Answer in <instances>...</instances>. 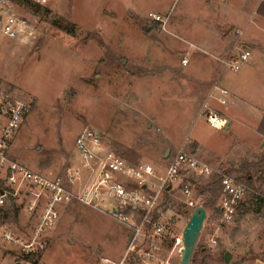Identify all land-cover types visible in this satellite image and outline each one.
I'll return each mask as SVG.
<instances>
[{
	"label": "rangeland",
	"instance_id": "obj_1",
	"mask_svg": "<svg viewBox=\"0 0 264 264\" xmlns=\"http://www.w3.org/2000/svg\"><path fill=\"white\" fill-rule=\"evenodd\" d=\"M30 1L14 0L13 7L33 25L36 39L0 38V83L31 108L10 148L12 159L61 181L77 196L93 181L76 148L85 129L100 134L128 164L152 166L159 175L175 154L196 152L194 141L212 153L229 147L231 157L213 164L216 177L198 185L194 208L180 191L164 200L163 213L175 222L157 258L173 255L181 262L175 242L194 210L203 207L207 218L191 264H226V253L229 264L264 262V143L242 124L216 131L205 116L198 117L214 82L247 102L264 96V31L259 28L264 0ZM237 31L250 46L251 58L233 72L224 70L220 59L235 46ZM238 139L253 147L239 148ZM222 176L248 188L229 223L223 221L215 184ZM30 200L22 197L7 209L0 231L33 237L42 210L30 213ZM99 209L75 200L58 208L54 228L42 237L43 251L26 263L0 233V264L118 263L131 229Z\"/></svg>",
	"mask_w": 264,
	"mask_h": 264
},
{
	"label": "built area",
	"instance_id": "obj_2",
	"mask_svg": "<svg viewBox=\"0 0 264 264\" xmlns=\"http://www.w3.org/2000/svg\"><path fill=\"white\" fill-rule=\"evenodd\" d=\"M13 3L14 0H0V38L19 43L33 42L36 39L33 25L16 14ZM38 3L44 4L46 0H39ZM150 17L155 22L164 23L159 16ZM236 34L238 40L235 46L220 61L224 70L233 72H238L251 58V50L242 41V33L237 31ZM187 63L188 60L183 61L184 66ZM231 97L229 90L216 85L209 101L226 107ZM30 110L28 104L13 97L0 83V219L4 220L7 209L22 197L31 199L28 204L30 213L42 210L40 222L31 239L24 240L10 231L1 230L2 240L18 248L26 259L25 263L28 262L29 257L43 251L42 237L54 228L59 216L58 208L75 200L93 208L100 206L99 211L103 210L104 215L131 229L132 237L126 253L116 264H180L173 259V255L165 260L157 258L167 241L168 230L175 222L174 218L164 215L162 204L166 196L180 191L185 204L194 208L193 195L198 185L212 180L218 172L195 159L191 153L181 151L170 159L165 173L159 175L152 166L128 164L104 143L100 134L85 129L77 138L76 148L81 165L91 172L93 181L74 196L61 181H50L40 176L18 164L9 154ZM201 116L206 117L213 129L225 130L229 126L227 118L219 115L209 102L203 107ZM122 179L131 185L127 187ZM219 189V209L223 221L229 223L244 203L248 188L229 176H222ZM177 247L176 255L181 257L182 238L176 240ZM103 264L113 263L104 261Z\"/></svg>",
	"mask_w": 264,
	"mask_h": 264
},
{
	"label": "crops",
	"instance_id": "obj_3",
	"mask_svg": "<svg viewBox=\"0 0 264 264\" xmlns=\"http://www.w3.org/2000/svg\"><path fill=\"white\" fill-rule=\"evenodd\" d=\"M260 24L262 26H259L260 29L264 31V16L261 15ZM231 35V34H230ZM249 49L250 46L248 44H245ZM233 47L230 48V50L226 53L225 56H223L220 61L229 55V53L232 51ZM251 50V49H250ZM218 85L216 82H214L209 90L208 97L205 101V104L209 102L210 106L216 110V112L227 118L229 122V126L225 131H229L230 127L232 125V122H236V124H242L243 126L247 127V129H250L257 137L258 141L260 143H264V96L261 97V100H255L254 102H247L243 97H241L237 92L228 86H224L222 88H225L229 90L232 97L230 98V103L226 107H221L217 105L214 102L209 101V97L213 91V88ZM219 86V85H218ZM204 106V105H203ZM201 115H198V117ZM231 122V123H230ZM207 123V120H206ZM208 125V123H207ZM209 126V125H208ZM210 127V126H209ZM211 128V127H210ZM213 129V128H212ZM216 130V129H214ZM216 131H223V130H216ZM238 143V147L241 149H251L253 146L247 142L245 139H238L236 140ZM194 144L197 145L196 152H194L192 155L195 159L199 160L200 162L210 166L213 168V164L220 162V161H227L231 157L232 150H230L229 147L224 149L223 151L216 150V153L208 152L206 149L202 148L199 143L194 141ZM224 148V147H223ZM195 154V155H194ZM170 156V153L167 157Z\"/></svg>",
	"mask_w": 264,
	"mask_h": 264
},
{
	"label": "water",
	"instance_id": "obj_4",
	"mask_svg": "<svg viewBox=\"0 0 264 264\" xmlns=\"http://www.w3.org/2000/svg\"><path fill=\"white\" fill-rule=\"evenodd\" d=\"M169 152L166 153V157ZM207 218V211L203 207H198L194 210L191 218L189 219L183 233L182 243L183 249L181 250V262L180 264H191V260L195 253V249L200 237L202 228ZM231 261V255L225 254V263L229 264Z\"/></svg>",
	"mask_w": 264,
	"mask_h": 264
},
{
	"label": "trees",
	"instance_id": "obj_5",
	"mask_svg": "<svg viewBox=\"0 0 264 264\" xmlns=\"http://www.w3.org/2000/svg\"><path fill=\"white\" fill-rule=\"evenodd\" d=\"M24 1H26L27 3H30V4H33V2H31L30 0H24ZM217 183L219 184V182H216L215 184L217 185ZM209 190H211V191H213L212 189H209ZM215 195H217L216 193H215ZM166 198H168V196H166ZM165 198V200H168V199H166ZM256 205H258V202L256 203ZM193 258H194V255H193ZM192 258V259H193ZM192 261V260H191Z\"/></svg>",
	"mask_w": 264,
	"mask_h": 264
}]
</instances>
